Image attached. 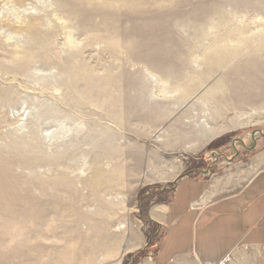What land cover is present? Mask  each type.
<instances>
[{
  "label": "rangeland",
  "instance_id": "374dc122",
  "mask_svg": "<svg viewBox=\"0 0 264 264\" xmlns=\"http://www.w3.org/2000/svg\"><path fill=\"white\" fill-rule=\"evenodd\" d=\"M256 130L264 0H0V264L151 253L148 209L196 170L252 177Z\"/></svg>",
  "mask_w": 264,
  "mask_h": 264
},
{
  "label": "crops",
  "instance_id": "0c3cea01",
  "mask_svg": "<svg viewBox=\"0 0 264 264\" xmlns=\"http://www.w3.org/2000/svg\"><path fill=\"white\" fill-rule=\"evenodd\" d=\"M257 160L250 178V169H240L211 180L209 168L178 177L169 200L148 209L160 237L154 254L135 264H264V161ZM111 239L108 250L121 247L122 259L104 264H123L148 246L141 232Z\"/></svg>",
  "mask_w": 264,
  "mask_h": 264
},
{
  "label": "water",
  "instance_id": "95a60500",
  "mask_svg": "<svg viewBox=\"0 0 264 264\" xmlns=\"http://www.w3.org/2000/svg\"><path fill=\"white\" fill-rule=\"evenodd\" d=\"M256 136H259V137L264 138V134H262L261 131H259V130L253 131L252 134H251V140H252V146H251V147H246V146H244L239 140L235 139V140L232 142V148L234 149V152H235L234 157H236L237 154H238L237 150L235 149V143H236V142L241 143L243 149H245L246 151H251V150L254 149V147H255V137H256ZM214 155H215V154H213V156H214ZM225 160H226L228 163H231V162L233 161V158H230V159H226V158H225Z\"/></svg>",
  "mask_w": 264,
  "mask_h": 264
},
{
  "label": "trees",
  "instance_id": "16d2710c",
  "mask_svg": "<svg viewBox=\"0 0 264 264\" xmlns=\"http://www.w3.org/2000/svg\"><path fill=\"white\" fill-rule=\"evenodd\" d=\"M149 248H150V245H148L147 247H145L143 250L137 252L136 254L132 255V256H131V259H134L135 262H138V261H140L142 258L148 257L149 254L152 256V255L154 254L156 248L153 249V251H152L151 253L148 252V249H149Z\"/></svg>",
  "mask_w": 264,
  "mask_h": 264
},
{
  "label": "bare ground",
  "instance_id": "6f19581e",
  "mask_svg": "<svg viewBox=\"0 0 264 264\" xmlns=\"http://www.w3.org/2000/svg\"><path fill=\"white\" fill-rule=\"evenodd\" d=\"M205 138H206V139H205L206 141L209 140V139H211V131H210L209 133H208V132L206 133V137H205ZM259 159H260V158H259ZM257 161H258V160H257ZM261 161H264V158H263ZM261 161H258V162H256V163L259 164V163H261Z\"/></svg>",
  "mask_w": 264,
  "mask_h": 264
}]
</instances>
